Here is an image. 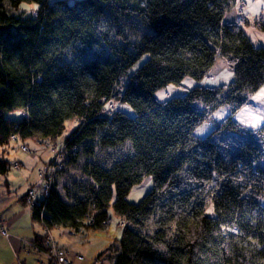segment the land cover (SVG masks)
Wrapping results in <instances>:
<instances>
[{
    "label": "trees",
    "instance_id": "obj_1",
    "mask_svg": "<svg viewBox=\"0 0 264 264\" xmlns=\"http://www.w3.org/2000/svg\"><path fill=\"white\" fill-rule=\"evenodd\" d=\"M236 2L0 0V178L11 168V135L15 143L53 142L73 119L78 126L60 143L64 156H74L76 144L101 130L106 132L96 139L99 147L128 141L132 150L107 169L84 163L82 172L92 183L86 199L64 202L53 184L43 201L29 207L31 220H39L41 209L50 229L98 231L106 229L111 208L124 222L117 226L111 264H264V121L253 131L230 118L264 83V49L222 21ZM130 12L146 29L136 43L118 32L113 39L98 32L104 15L117 21ZM76 45L103 47L108 56L77 61L68 57ZM215 56L231 72L226 84L198 83L181 96L155 100L156 90L179 86L184 78L199 82ZM114 102L127 104L131 115L113 111ZM222 106L228 112L206 136H197L195 130ZM10 112L21 117H6ZM146 176L153 178L151 190L128 203V192ZM208 203L211 216L205 214ZM148 222L151 234L142 232ZM41 237L27 241L39 245Z\"/></svg>",
    "mask_w": 264,
    "mask_h": 264
},
{
    "label": "rangeland",
    "instance_id": "obj_2",
    "mask_svg": "<svg viewBox=\"0 0 264 264\" xmlns=\"http://www.w3.org/2000/svg\"><path fill=\"white\" fill-rule=\"evenodd\" d=\"M58 1H64L69 5L72 4L75 0H49V2L51 3ZM21 6L30 7V5H27L25 3H22ZM223 18L227 24L235 25V26L237 25V27H239L242 30L244 35L254 46H259L264 49V32L257 28V26L264 19V0H237V2L233 7L229 8L224 12ZM96 28L98 32L106 33L107 37L110 39L115 38L118 32L121 35V37L126 39V41L130 44L136 43L143 35V33L146 31L142 19L139 18L135 13H131V12L129 13L128 16H119L117 21H115L112 16L106 14L97 21ZM119 43H123V39L119 38ZM83 49H84L83 51L84 53L82 52ZM74 56H77L76 57L77 61H81L84 59H91L96 56L100 58H105L108 56V52L103 47L101 48L93 47L91 49H87L84 46L76 45L74 49V54L68 55L69 58H72ZM146 57H147L146 55H143L134 65H132L127 70L125 76L120 80L118 87L124 86L129 76H131L136 71V69L145 60ZM210 75H213L212 79L209 78ZM230 79H231V72L226 68L224 60L218 56H215L211 68L204 74L203 78L200 81H202L204 85L215 86V85L226 84ZM193 84L194 81H192L189 78H184L180 82L179 86L169 85L166 88H160L159 90H156V92L154 93V98L158 102H163L168 98H170L171 96H173L174 94L177 93L184 94V90L191 88ZM258 92L259 90H256V92L249 97V99L247 100L248 102L246 101L243 104L245 105L246 110L252 111L254 108H256L255 106L256 104H254L252 100L255 96H257ZM261 95H264V93H262ZM224 107L225 106H222L218 110L223 109ZM225 109L226 110L222 111L221 113L223 114L227 113L228 112L227 108L225 107ZM114 110H119L123 112L125 115H131V109L125 103L114 102L113 111ZM217 111H215L212 114V119H210V121H208L207 124H202L195 130V134L197 136L199 137L206 136L209 133V130L213 128L214 122L222 117V114L220 112H219L220 115L215 117L216 116L215 113ZM235 113H238V116L235 118V121H238L239 119L244 121L246 125L251 127L250 129L253 131L256 130L259 127V125L264 121V114H262L261 112L256 113L255 116H257V119L255 117H251L247 111L240 110V108L237 111H235ZM234 114L230 116L231 119L234 116ZM213 116L215 117V120L213 119ZM6 117L10 119H19L21 117V113L10 112L6 114ZM107 121L110 122V117L107 118ZM77 126H78L77 119L67 121L65 123L64 130L62 131L60 136H58L53 141L54 143L50 140L49 141L53 145H60L61 142H63L66 138H68L71 135V133L75 130ZM105 132H106L105 130L98 131L97 136L94 139H86L76 144L75 145L76 153L74 154V156L66 154L62 159L61 167L57 171L54 179V186L58 187V190L56 192L58 193V195H60V198L64 199L66 202H72L76 199H86L89 196V188L92 186V183L91 180L82 172V167L84 163L86 162L95 163L103 167L104 169H107L114 161L122 157L131 155L132 150L128 141H124L123 143L115 145L113 147H99L97 145L96 139L98 136L104 134ZM226 135L227 134L220 133L217 136L223 138ZM46 140L48 139H44V140L36 139V140H32V142L40 146L43 150H47L50 153V155H48L50 160L52 157L51 150L44 148L43 146V142ZM14 143L15 142L11 143V145H14ZM20 144L21 143H19V145ZM19 145H18V150L21 154L25 155L24 158H26V156L31 158L36 155V151L28 147L27 143H23V145L27 147L26 152H22L19 149ZM88 150H91V153H88ZM6 158L8 160L11 158L9 152L6 154ZM36 160H37L36 161L37 164L32 165V169L30 171V177L28 181H25L22 178V175L18 174V176L20 175V177L18 181L17 180L16 181L20 185L21 190L24 187L25 188L32 187L34 189L36 188V182H37L36 170L46 164V163H42L40 159L36 158ZM13 162H17V161H13ZM13 162H11L9 165L11 166ZM18 166L19 167L17 169L9 168L7 172V176L8 175L10 176L11 173L14 172V170L20 171L19 173H21L22 168H20V164ZM30 183L33 184L28 186V184ZM152 184H153L152 176L144 177L139 184L134 185L130 189L128 195L126 196V201L131 204L137 203L146 193H148L151 190ZM36 193L37 196H39L38 191H36ZM47 195L48 194H46L45 197H47ZM114 199H115V189L112 188L111 201H113ZM260 203L262 206H264V195L261 197ZM19 206L21 205L17 204L16 201H13L12 210L20 208ZM28 209L29 207L26 205L24 207L26 215L22 216L19 220L21 223H24L26 227L25 231L22 229L21 232H17V236L21 238L25 237V235H29V225L34 227L38 232H40V234L42 232L35 222L33 221L31 222L28 219L27 217ZM205 214L207 216L212 215L211 205L209 203L206 204ZM107 218H109V221L108 224L106 225V229L103 228L102 230H98V231L88 230L84 233L83 241H85L88 244V247H85V243L78 245L77 252H81L82 258L71 264H111L112 258L118 250L117 247L115 246L116 244L115 239L119 234L118 233L119 230L117 229L118 220L112 213L111 208H108L107 210ZM228 230L232 232L235 231L234 229H228ZM153 231L154 228L151 226V222H148L147 228L142 232H147L151 234ZM50 234L54 237L55 242L59 246L65 248H67L66 246L68 245L70 246L72 244L74 246H77V243L74 242V240H72L71 238L72 236L74 237V235L66 234L65 232H63V235L68 237H64L62 235L59 236L58 235L59 233L57 234V232L54 229L50 230ZM67 238H70L71 240L69 239L68 242ZM0 239L4 240L3 236L0 235ZM24 241L27 242V240ZM251 244H253L254 246L256 245V243H254L253 241L251 242ZM20 252L27 255L28 257H30V255L33 256L31 252L26 251L23 248H21ZM8 254L9 252L7 251L6 257H8ZM11 257L12 256L8 257L10 258V263L12 262ZM33 257L35 258V262H36L37 261L36 256ZM27 262L29 263L30 261L28 260Z\"/></svg>",
    "mask_w": 264,
    "mask_h": 264
},
{
    "label": "crops",
    "instance_id": "obj_3",
    "mask_svg": "<svg viewBox=\"0 0 264 264\" xmlns=\"http://www.w3.org/2000/svg\"><path fill=\"white\" fill-rule=\"evenodd\" d=\"M222 21L224 23H226L224 21V18ZM198 83L202 86L210 87V85H204L202 83V81L194 82L193 85L198 84ZM181 94L182 93H177L171 97L180 96ZM263 96L264 95H261V96L257 95L253 98L252 101L254 102V104H256L255 105L256 108H254L252 110L253 112L251 110H249V111L246 110L245 105H243L242 108H240V110L247 111L251 117H255L257 119V116H255L257 112H261L262 114H264V97ZM224 110H226L225 107L223 109L218 110L215 113V115H216L215 117L219 116L220 113ZM221 114H223V113H221ZM237 116H238V113H235L234 116L232 117V119L235 121V118ZM215 117L213 116L214 120H215ZM235 122L238 123L243 128H245L247 130H251L250 129L251 127L246 125V123L244 121L239 119L238 121H235ZM26 143H27L28 147H30L31 149L36 151V155L34 157H31V158L28 156H26V158H24L25 155L21 154L18 150L19 142L14 143V145H11V147L8 149V152L11 155L9 162L11 163L13 161H17L20 164V168H22V171H21V173H19L20 171L14 170V172L11 173L10 176L9 175L7 176V174H6L4 178H0V183L5 181V185H0V219L3 220V222L5 224V232H6V236L3 237L4 240L0 239V264H45L44 261H41L40 263H38L37 261L35 262V258L33 257L34 256L33 254H32L33 256L30 255V257H28L27 255L20 252V250L22 248V244H23L22 242L24 240H32L34 237L39 236L40 232H38L34 227L29 225V235H25V237H23V238L17 236V232H21L22 229L24 231L26 230L25 224L21 223L19 220L22 216L26 215L25 210H24V207L26 205L23 203V201L20 198H22L24 196L25 191L27 189V187L26 188L24 187L21 190V187L17 183V181H18L20 175H22V178L25 181H28L29 177H30V171L32 169V165L37 164L36 158L40 159L42 161V163H48V160H49L48 155H50V153L47 150H43L40 146L36 145L34 142L28 141ZM47 156H48V158H47ZM23 169H24V171H23ZM18 174H20V175L18 176ZM31 184H33V183L28 184V186ZM36 184H37V182H36ZM54 190L57 191L58 187L54 186ZM36 197H39V196H37V194H36ZM59 197H60V195H59ZM13 201H16L17 204L21 205V206H19L20 208L12 210ZM62 201L66 202L64 199H62ZM30 212H31V210L28 209L27 217L32 222L33 220H31V218H30ZM33 222H35L38 225V227L40 228L39 224L36 221H33ZM51 229H54L57 232V234L59 233L58 234L59 236L60 235L64 236L63 235V232H65L64 228L52 227ZM85 232L86 231L75 232L74 237L73 236L72 237L70 236V237L72 238V240H74V242L77 243V246H74L72 244V245H70V246L68 245L66 247L73 252L77 251L78 245H81L82 243L83 244L85 243V247H88V244L85 241H83V235ZM11 234H13V235H11ZM64 237H68V236H64ZM52 238L55 242V239L53 236H52ZM69 239L70 238H67L68 242H69ZM1 245H2V247H1ZM115 246H116V244H115ZM7 251L9 252L8 257L12 256L11 257L12 258L11 263H10V258L6 257ZM28 260L30 261L29 263L27 262ZM73 262H75V261H73ZM93 263H95V262H93Z\"/></svg>",
    "mask_w": 264,
    "mask_h": 264
},
{
    "label": "built area",
    "instance_id": "obj_4",
    "mask_svg": "<svg viewBox=\"0 0 264 264\" xmlns=\"http://www.w3.org/2000/svg\"><path fill=\"white\" fill-rule=\"evenodd\" d=\"M211 78V75L209 76ZM111 105H109L110 107ZM10 142H15V136H10ZM44 148L51 150L52 157L45 165L41 166L36 171L37 175V184L36 188L28 187L24 194V203L28 206H37L40 201H43L46 194L51 190L54 184V179L56 176L57 171L61 167V160L65 154L66 147L62 143L60 145H53L49 140L43 142ZM19 149L22 152L27 151V147L21 143L19 145ZM18 162H13L11 164L12 169H17L19 166ZM36 191H38L39 197H36ZM43 196V198H42ZM41 197V198H40ZM41 208V207H40ZM42 211L41 209L38 210V218L37 221L40 228H41V243L39 245L34 244L30 241H23L22 248L26 251L31 252L37 258V262L40 263L41 261L47 262L48 264H71L73 261L80 260L82 258L81 252L71 251L68 248L62 247L57 245L51 234L50 228L44 225L41 220ZM86 218L89 219L90 217L86 215ZM118 227L122 228L124 226V222L122 220L119 221L117 224ZM66 234L74 235V232L65 229ZM0 235L6 236L5 232V224L3 220L0 219Z\"/></svg>",
    "mask_w": 264,
    "mask_h": 264
},
{
    "label": "bare ground",
    "instance_id": "obj_5",
    "mask_svg": "<svg viewBox=\"0 0 264 264\" xmlns=\"http://www.w3.org/2000/svg\"><path fill=\"white\" fill-rule=\"evenodd\" d=\"M213 78V75H211V79ZM259 92L257 95H261L262 93H264V84L258 89Z\"/></svg>",
    "mask_w": 264,
    "mask_h": 264
},
{
    "label": "snow or ice",
    "instance_id": "obj_6",
    "mask_svg": "<svg viewBox=\"0 0 264 264\" xmlns=\"http://www.w3.org/2000/svg\"><path fill=\"white\" fill-rule=\"evenodd\" d=\"M33 7H35V5H33Z\"/></svg>",
    "mask_w": 264,
    "mask_h": 264
}]
</instances>
